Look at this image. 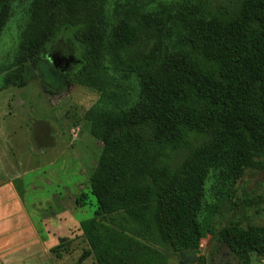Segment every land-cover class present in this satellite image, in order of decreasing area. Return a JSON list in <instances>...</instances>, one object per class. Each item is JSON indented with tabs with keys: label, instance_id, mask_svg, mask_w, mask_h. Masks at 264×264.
Returning <instances> with one entry per match:
<instances>
[{
	"label": "trees",
	"instance_id": "16d2710c",
	"mask_svg": "<svg viewBox=\"0 0 264 264\" xmlns=\"http://www.w3.org/2000/svg\"><path fill=\"white\" fill-rule=\"evenodd\" d=\"M15 1L0 0V39ZM64 32L80 48L68 82L98 93L84 118L102 143L77 263L160 264L159 249L194 250L206 233L264 255V228L212 225L225 186L264 171V0H29L1 88L25 86Z\"/></svg>",
	"mask_w": 264,
	"mask_h": 264
},
{
	"label": "rangeland",
	"instance_id": "374dc122",
	"mask_svg": "<svg viewBox=\"0 0 264 264\" xmlns=\"http://www.w3.org/2000/svg\"><path fill=\"white\" fill-rule=\"evenodd\" d=\"M28 2L16 0L13 4L12 15L0 39V67L11 59ZM56 53L71 57L72 62L66 68L54 65L51 58ZM79 53L80 48L71 35L60 33L46 45L35 64H26L25 86H0L1 159L12 165L21 164L17 169L20 171L18 188L32 219L42 227L44 218L50 216L58 232L59 225L65 231H72L69 252L63 253L62 259L51 253L52 264H78L88 245L76 228L80 221L93 218L97 208L89 192V178L102 143L90 134V123L84 113L97 101L98 93L67 83L78 64ZM83 192L87 205L70 211L69 202L75 208V198ZM63 208L70 213L65 212L60 221L54 219L51 212H62ZM212 225L216 231L226 225L264 228V171L248 173L235 184L225 186ZM159 250L161 255L163 252L160 264H264V255L252 253L246 260L217 242L210 233L203 236L194 250ZM79 264L97 263L91 254Z\"/></svg>",
	"mask_w": 264,
	"mask_h": 264
},
{
	"label": "crops",
	"instance_id": "0c3cea01",
	"mask_svg": "<svg viewBox=\"0 0 264 264\" xmlns=\"http://www.w3.org/2000/svg\"><path fill=\"white\" fill-rule=\"evenodd\" d=\"M0 153V159L2 158ZM0 161V264H52L50 249L70 239V232L59 225L58 232L50 216L43 220V226L31 217L26 209L23 197L18 188L21 164H9L5 159ZM69 202V199H68ZM70 211L77 209L72 207ZM62 212H51L54 219L61 220ZM68 213L69 210H68ZM67 213V214H68ZM51 214V215H52ZM58 225V224H57ZM79 226V223H78ZM78 229V228H76ZM65 256V255H64ZM64 256H59L62 259Z\"/></svg>",
	"mask_w": 264,
	"mask_h": 264
},
{
	"label": "flooded vegetation",
	"instance_id": "af4514ba",
	"mask_svg": "<svg viewBox=\"0 0 264 264\" xmlns=\"http://www.w3.org/2000/svg\"><path fill=\"white\" fill-rule=\"evenodd\" d=\"M51 61L54 65H63L65 68L72 62V58L67 56V55H59L58 53H56L52 58ZM67 83L70 84L68 82L67 79ZM72 85V84H71Z\"/></svg>",
	"mask_w": 264,
	"mask_h": 264
}]
</instances>
